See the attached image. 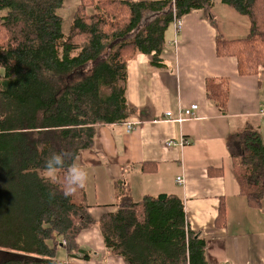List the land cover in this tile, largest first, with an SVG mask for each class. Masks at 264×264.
I'll return each mask as SVG.
<instances>
[{"label":"trees","instance_id":"16d2710c","mask_svg":"<svg viewBox=\"0 0 264 264\" xmlns=\"http://www.w3.org/2000/svg\"><path fill=\"white\" fill-rule=\"evenodd\" d=\"M217 1L249 21L244 38L216 36L217 56L235 57L238 75H255L264 65V0ZM211 6V0H80L65 32L63 0H0V264H74L60 263L59 250L79 255L78 235L95 225L107 251L126 264H209L205 239L189 228L178 196L133 202L123 175L112 182L116 210L95 220L82 188L78 198H65L62 189L67 166L94 149L97 127L137 114L126 99L128 60L145 54L151 67H166L161 54L173 18L200 9L214 25ZM227 89L226 77L205 80L206 98L222 114ZM226 147L240 194L260 208L258 128L229 132ZM61 150L72 158L53 183L43 178L44 163ZM224 222L221 206L217 223Z\"/></svg>","mask_w":264,"mask_h":264},{"label":"crops","instance_id":"0c3cea01","mask_svg":"<svg viewBox=\"0 0 264 264\" xmlns=\"http://www.w3.org/2000/svg\"><path fill=\"white\" fill-rule=\"evenodd\" d=\"M79 1L63 0L64 10L74 12ZM210 10L224 21L222 31L216 19L213 25L202 10L193 9L182 16L175 49L167 44L175 34L170 24L161 54L166 67H151L145 54L128 60L126 99L138 109L129 119L133 129L127 133L124 124L98 126L94 149L80 151L75 162L88 172L82 190L95 220L116 210L112 182L125 175L133 202L159 194L183 201L189 228L205 239L209 264H264V200L258 209L247 204L226 147L228 133L247 125L258 128L264 145V65L255 75L240 76L235 57L217 56L216 36L244 38L249 21L217 0ZM225 77L229 97L222 114L206 98L205 80ZM193 103L198 106L193 118L181 123L166 118ZM143 163L144 172L139 169ZM129 166L133 170L124 172ZM178 176L182 184L176 182ZM221 206L223 225L217 223ZM77 242L82 252L70 258L60 249V263L126 264L107 251L98 225L83 230Z\"/></svg>","mask_w":264,"mask_h":264},{"label":"clouds","instance_id":"9594fccd","mask_svg":"<svg viewBox=\"0 0 264 264\" xmlns=\"http://www.w3.org/2000/svg\"><path fill=\"white\" fill-rule=\"evenodd\" d=\"M72 158V153L69 151L61 150L59 152H53L44 163L43 178L51 182H55L57 179V171L65 167L66 160ZM88 179L87 170L80 164L73 162L69 164L65 171L63 195L65 198H69L75 194L78 188H83ZM55 197V192L49 193V199Z\"/></svg>","mask_w":264,"mask_h":264},{"label":"built area","instance_id":"2783aa9c","mask_svg":"<svg viewBox=\"0 0 264 264\" xmlns=\"http://www.w3.org/2000/svg\"><path fill=\"white\" fill-rule=\"evenodd\" d=\"M211 2H213V0H211ZM172 25L174 26V30H175V34H174V38H173L172 42H173V44L176 47L177 41H178V33L180 32L181 27H182V17H174L173 21H172ZM197 108H198L197 104L193 103V104H190L189 107H186V108L180 110L179 114L175 118L172 117L171 113H169V112L166 113L165 115H166L167 119H170V120L174 119L175 121H178V122L181 123V122H183V121H185L187 119L193 118L194 111H196ZM124 125H125V131L127 133H129L134 127V123L131 122L130 120L125 122ZM182 144L183 143L181 142L180 145H182ZM183 181H184V179L182 177H180V176H178L176 178V182L178 184H180V183L182 184Z\"/></svg>","mask_w":264,"mask_h":264},{"label":"rangeland","instance_id":"374dc122","mask_svg":"<svg viewBox=\"0 0 264 264\" xmlns=\"http://www.w3.org/2000/svg\"><path fill=\"white\" fill-rule=\"evenodd\" d=\"M230 11H232V10H230ZM63 12H65V13H62L61 14V16H63V18H64V24H63V30L66 32L67 31V29H68V27H69V23H70V20H71V18H72V13H70L69 11H63ZM233 13H235L234 11H232ZM236 15H237V12L235 13ZM215 19H216V22H217V26H218V28L222 31V27H223V23H224V21H223V23H222V21L218 18V17H215ZM247 19V18H246ZM225 24V23H224ZM170 27V26H169ZM168 27V28H169ZM179 34V33H178ZM169 36H170V33L168 32V34H167V40H169L168 38H169ZM173 39V38H172ZM168 45H170V47L172 46L174 49H175V45L173 44V42H172V40L170 39V41L167 43ZM165 49H166V45H165Z\"/></svg>","mask_w":264,"mask_h":264}]
</instances>
